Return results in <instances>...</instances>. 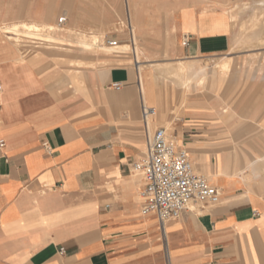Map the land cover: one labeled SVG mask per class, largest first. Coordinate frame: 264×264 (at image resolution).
<instances>
[{"label":"crops","instance_id":"obj_1","mask_svg":"<svg viewBox=\"0 0 264 264\" xmlns=\"http://www.w3.org/2000/svg\"><path fill=\"white\" fill-rule=\"evenodd\" d=\"M113 2L0 0V264H264L263 140L228 122L236 110L217 105V88L175 115L160 98L162 117L145 121L142 106L153 105L140 92L137 63L153 35L140 13L114 29ZM22 24L38 36L4 32ZM173 30L180 59L223 48L199 27ZM90 32L98 48L86 52L79 38ZM113 38L127 47L117 58L99 51ZM249 112L264 118V97ZM166 124L219 200L161 226L141 213L144 182L132 166Z\"/></svg>","mask_w":264,"mask_h":264},{"label":"rangeland","instance_id":"obj_2","mask_svg":"<svg viewBox=\"0 0 264 264\" xmlns=\"http://www.w3.org/2000/svg\"><path fill=\"white\" fill-rule=\"evenodd\" d=\"M151 10L154 16L148 20L146 14ZM129 13L143 15V31L153 35L149 41L144 40L148 52L139 55L137 68L151 70L157 78L160 98L170 101L166 112L175 115L181 104H188V100H198L210 93L212 88L221 89L223 95L217 105L226 111L236 110V118L228 119V122L247 125L256 133L245 136L264 142V118L248 116L249 111L256 109L264 97V0H114V29L126 26ZM231 16L234 17L233 23H230ZM189 22L188 29L199 27L209 35H218L214 39H222L219 46L222 44L223 48L196 59L175 57L178 55L173 54L172 48L174 25L182 23L188 26ZM112 40L118 41L116 38ZM237 41L243 42L237 44ZM179 63H204L205 75L202 80L191 79L188 88L184 89L178 80L169 75ZM223 66L225 72L222 74L225 75L220 83L218 77ZM163 127L172 140V127L169 124Z\"/></svg>","mask_w":264,"mask_h":264},{"label":"built area","instance_id":"obj_3","mask_svg":"<svg viewBox=\"0 0 264 264\" xmlns=\"http://www.w3.org/2000/svg\"><path fill=\"white\" fill-rule=\"evenodd\" d=\"M65 21V17H60L58 24ZM188 43L189 39L185 36L182 46L186 47ZM105 45L113 47L117 42L107 40ZM113 88L119 91L121 86L115 84ZM141 112L145 121L156 115L154 108L151 107L142 106ZM0 147H3L2 142ZM132 168L144 182L140 193L143 202L141 213L155 215L161 226L178 219L192 204H216L219 200L218 191L210 186L205 177L193 171L185 149L177 147L164 128L155 130L148 142L146 153L133 164Z\"/></svg>","mask_w":264,"mask_h":264},{"label":"bare ground","instance_id":"obj_4","mask_svg":"<svg viewBox=\"0 0 264 264\" xmlns=\"http://www.w3.org/2000/svg\"><path fill=\"white\" fill-rule=\"evenodd\" d=\"M153 13H154L153 10L147 12L146 17L148 20L154 16ZM233 22H234V17L231 16L230 17V23H233ZM189 25H190V22L188 24V27H189ZM32 31L38 32L39 30L37 28L31 26V25H26V24L14 25L13 27H10V28L9 27L4 28V32H12L18 37L23 35L29 39H33V37H34ZM34 34H36V33H34ZM98 42H99V39L97 37H95L94 35H92L91 32L86 33V34H82L79 38V45H80L81 49L83 51H86V52H91L94 47L98 48ZM241 42H243V41H237V44H239ZM40 43H41L40 45H49L51 47H60L62 49H65L68 47L67 44H65L63 42H59L58 40H54V39L50 40V39H43L42 38L40 40ZM99 51L103 55H111V56L117 58V57H120V55L124 54V52L127 51V47L122 46V45H116L113 47L106 46V47H102ZM77 65L83 66L84 61L81 60L80 62L77 63ZM205 67H206V64H204V63H199L196 65L195 64L183 65L182 63H179L178 68L174 71L171 70V72H169L170 73L169 75L173 76L175 80H178V82L180 84H182V87L184 89H186V88H188V83L191 79H197V78L199 79L200 78V80H202L201 78L205 75L204 74ZM224 68L225 67L223 66L220 69V74L218 77L220 83L224 79L225 74H222L225 72ZM139 71H140V80H139L140 81V92H141L142 96L144 97L146 103L153 105L152 108H154V110H155L156 117L160 118V116L162 115L163 111L166 110V108L164 106L162 108L160 106V104H157V100L160 99V94L158 92V86H157V78L154 76V74L151 70H145V69L140 67ZM245 74H247V73H245ZM160 81H161V79H160ZM163 83H166V82L163 81ZM137 85H138V83H137ZM214 93H216L218 96L220 94V90L214 89ZM172 140L177 147H182V143L176 141V138L172 137Z\"/></svg>","mask_w":264,"mask_h":264}]
</instances>
